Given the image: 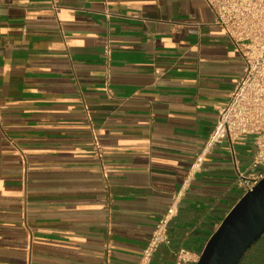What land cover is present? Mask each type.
<instances>
[{
	"label": "crops",
	"instance_id": "0c3cea01",
	"mask_svg": "<svg viewBox=\"0 0 264 264\" xmlns=\"http://www.w3.org/2000/svg\"><path fill=\"white\" fill-rule=\"evenodd\" d=\"M215 18L206 0H0V264L138 262L244 72ZM254 150H211L152 264L200 256Z\"/></svg>",
	"mask_w": 264,
	"mask_h": 264
},
{
	"label": "built area",
	"instance_id": "2783aa9c",
	"mask_svg": "<svg viewBox=\"0 0 264 264\" xmlns=\"http://www.w3.org/2000/svg\"><path fill=\"white\" fill-rule=\"evenodd\" d=\"M215 13V23L222 27L239 52L245 68L226 104L219 110L217 122L209 137L196 154L186 177L175 191L172 201L159 216L152 234L136 264H152L162 244L172 245L170 225L178 215L179 205L196 173L201 170L211 150L228 141L231 145L251 137L255 150L247 170L239 171L236 184L243 194L253 189L264 178V0H206ZM111 49L106 48L109 59ZM107 88L109 89L108 83ZM101 156V147L94 143ZM110 256V244L105 245ZM176 264L197 263L199 255L184 246L175 247Z\"/></svg>",
	"mask_w": 264,
	"mask_h": 264
},
{
	"label": "water",
	"instance_id": "95a60500",
	"mask_svg": "<svg viewBox=\"0 0 264 264\" xmlns=\"http://www.w3.org/2000/svg\"><path fill=\"white\" fill-rule=\"evenodd\" d=\"M264 234V178L237 201L208 239L196 264H239Z\"/></svg>",
	"mask_w": 264,
	"mask_h": 264
},
{
	"label": "trees",
	"instance_id": "16d2710c",
	"mask_svg": "<svg viewBox=\"0 0 264 264\" xmlns=\"http://www.w3.org/2000/svg\"><path fill=\"white\" fill-rule=\"evenodd\" d=\"M264 242V241H263ZM257 243V242H255ZM256 249V250H255ZM249 250V249H248ZM247 250V251H248ZM256 252H255V251ZM252 252V253H251ZM241 264H264V243L257 245ZM246 254V253H245ZM245 256V255H244ZM243 256V257H244ZM242 260V259H241ZM239 263V264H240Z\"/></svg>",
	"mask_w": 264,
	"mask_h": 264
},
{
	"label": "rangeland",
	"instance_id": "374dc122",
	"mask_svg": "<svg viewBox=\"0 0 264 264\" xmlns=\"http://www.w3.org/2000/svg\"><path fill=\"white\" fill-rule=\"evenodd\" d=\"M264 241V234L261 236V238L257 241V243H254L253 246L246 252L245 256L242 258L241 263L244 262V259L250 254V252L256 247L257 245H261ZM256 250V249H255ZM254 250V251H255ZM256 252V251H255ZM252 253V252H251ZM240 263V264H241Z\"/></svg>",
	"mask_w": 264,
	"mask_h": 264
}]
</instances>
